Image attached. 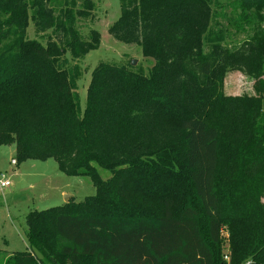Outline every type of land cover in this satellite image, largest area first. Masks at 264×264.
I'll use <instances>...</instances> for the list:
<instances>
[{
    "label": "trees",
    "instance_id": "16d2710c",
    "mask_svg": "<svg viewBox=\"0 0 264 264\" xmlns=\"http://www.w3.org/2000/svg\"><path fill=\"white\" fill-rule=\"evenodd\" d=\"M119 1L109 34L152 67L100 63L81 109L95 0H0V147L95 189L30 212L4 264H264V0Z\"/></svg>",
    "mask_w": 264,
    "mask_h": 264
},
{
    "label": "rangeland",
    "instance_id": "374dc122",
    "mask_svg": "<svg viewBox=\"0 0 264 264\" xmlns=\"http://www.w3.org/2000/svg\"><path fill=\"white\" fill-rule=\"evenodd\" d=\"M95 3L97 20L90 30L99 34L100 44L79 61L82 76L77 83V93L81 109L85 106L91 73L100 63L128 67L144 75L152 67V60L144 59L138 46L121 43L109 34V28L119 19L120 1L95 0ZM87 33L81 35L87 37ZM27 37L46 43V36L38 35L31 23ZM223 92L231 96L251 94L250 81L237 72L229 73L224 79ZM14 159L13 145L0 147V173L11 183L4 191H0V264H4L12 254L26 251L25 219L30 212L61 207L72 198L75 202H81L95 195L90 178L64 175L53 159L25 160L13 166L11 161ZM96 169L103 181L110 178L108 171L99 167Z\"/></svg>",
    "mask_w": 264,
    "mask_h": 264
},
{
    "label": "built area",
    "instance_id": "2783aa9c",
    "mask_svg": "<svg viewBox=\"0 0 264 264\" xmlns=\"http://www.w3.org/2000/svg\"><path fill=\"white\" fill-rule=\"evenodd\" d=\"M11 165H16L15 161H11ZM11 185L10 181L6 178V176L2 173H0V191H4L6 188H8ZM225 262L228 264L229 259L228 257H224Z\"/></svg>",
    "mask_w": 264,
    "mask_h": 264
},
{
    "label": "water",
    "instance_id": "95a60500",
    "mask_svg": "<svg viewBox=\"0 0 264 264\" xmlns=\"http://www.w3.org/2000/svg\"><path fill=\"white\" fill-rule=\"evenodd\" d=\"M133 65H134V63H133Z\"/></svg>",
    "mask_w": 264,
    "mask_h": 264
}]
</instances>
